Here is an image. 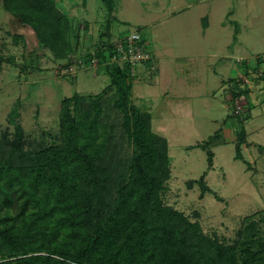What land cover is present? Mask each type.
<instances>
[{
    "label": "rangeland",
    "instance_id": "1",
    "mask_svg": "<svg viewBox=\"0 0 264 264\" xmlns=\"http://www.w3.org/2000/svg\"><path fill=\"white\" fill-rule=\"evenodd\" d=\"M54 1L71 22L73 49L63 59L43 49L33 31L14 21L0 0V142L17 136L9 123L15 109L25 148L59 143L63 100L75 95L98 100L102 94L101 101H108L114 91L108 73L113 66L124 68L110 63V50L104 49L97 57L98 66L91 69L76 66L77 58L86 66L92 51L107 49L119 38L141 29L144 38L151 41L152 37L164 55L159 72L162 82L152 88V93L157 97L156 105L162 99L166 103L151 111L154 129L170 143V176L161 192L162 205L182 213L197 223L205 236L225 245L239 240L263 241L264 88L252 96L249 91L245 93L247 103L252 102L250 109L249 105L244 108L245 99L237 102L244 109L240 115L233 114V107L240 94L234 81L243 75L245 65L251 69L257 66L256 57L264 60V0H113L112 13L101 0ZM204 17L211 31L226 24L223 40L227 46L213 49L200 44ZM236 24L242 43L238 54ZM208 52H216L217 58H208L204 54ZM237 60H243L244 66ZM138 71L142 72L141 68ZM251 79L250 86L258 87L264 82V74L261 81ZM148 86L141 77L132 86L131 103L144 112L147 108L137 101ZM226 104L229 110L223 109ZM226 116L232 129L228 132L223 128L219 139L225 142L215 144L218 137L207 140L221 128L211 125V119L222 121ZM241 127L247 133L248 145L243 160H236ZM203 144L213 152L212 169L208 168L207 151L197 147ZM203 175L208 191L201 197V186L196 182Z\"/></svg>",
    "mask_w": 264,
    "mask_h": 264
},
{
    "label": "trees",
    "instance_id": "2",
    "mask_svg": "<svg viewBox=\"0 0 264 264\" xmlns=\"http://www.w3.org/2000/svg\"><path fill=\"white\" fill-rule=\"evenodd\" d=\"M101 1L112 13L114 1ZM2 8L55 58L73 49L71 22L54 0H2ZM104 49L112 48L96 57ZM108 75V101L63 100L57 144L25 148L15 109L9 115L17 136L0 142V264H264V240L225 245L162 205L168 143L131 103L127 70ZM244 139L241 127L236 160ZM197 147L211 168L213 153ZM196 183L204 196V175Z\"/></svg>",
    "mask_w": 264,
    "mask_h": 264
},
{
    "label": "crops",
    "instance_id": "3",
    "mask_svg": "<svg viewBox=\"0 0 264 264\" xmlns=\"http://www.w3.org/2000/svg\"><path fill=\"white\" fill-rule=\"evenodd\" d=\"M225 18L226 19L230 18V15H226ZM232 18H233V15H232ZM203 19H206L205 20L206 22L203 24L202 29H201L202 30V34H201L200 40H199L200 44L201 45H208V47H212L213 49L217 48V47L222 49V46L223 47L227 46L228 43H226V41L223 40L225 35H226L225 32H224L225 29H226V24L223 22L221 26H218V28H220V29L215 28V29H212V31H211L210 23H209L207 17H204ZM239 33H240V28H238V25L236 24L235 33H234L235 34L234 40H235L236 44L239 45L235 49L237 54L240 53V47L242 46V43H240L241 39H240ZM145 39H146L147 43L149 44V47H150V50H151V53H152V60L148 64H144V65H141V66L137 67L136 74H134V76L132 77L133 83H131V84L133 86V84L135 82H139L140 77L144 78L145 82L150 84V86H148L149 88H147V90L144 89V94H145L144 97L141 98L140 101H137V102L143 103L144 106L147 108V112L151 116V128H152V131L155 134H157L158 136H161V137L166 139V137H164L163 135H161L159 132H157L154 129V127H153V116L154 115L151 112V111H153V109H154V111H156V109H158L161 106V104L165 105V103H166L162 99L160 101V103H159L160 106H159V104L156 105L157 97H156V95H153V93H152V88L156 87L157 84L160 85V82H162L161 78L159 77V72H160V67H161L162 63L164 62V60H163L164 59V55H162L160 53L159 49H156L152 37H151V41H149L146 37H145ZM243 41H244V44L247 43V40H243ZM204 54H207L206 56L208 58H217V56H218V55H216V52H212V53L208 52V53H204ZM232 54L234 55L236 53L234 51H232ZM185 57L188 58V55H185ZM183 58L184 57H181L180 59H183ZM256 63L258 64V67L260 69H264V60L261 57H256ZM139 68H141L142 72L138 71ZM212 73L215 74V72L213 70H211V74ZM212 76H214V75H212ZM212 76H211V81L214 82V77L215 76L213 78H212ZM221 83L223 84V86L225 85L224 81H222ZM263 88H264V82H261V84H259L258 87H252L251 93L249 95L252 96L251 95L252 93H260ZM167 93H168V91L164 92L163 96L161 95V97L163 98L165 95H167ZM131 100H132V91H131ZM225 102L228 103V101H225ZM250 103H252V102L250 101L249 104H248L249 105V107H248L249 109L251 108V105H252ZM212 107H213V104L211 102V111L214 110ZM222 107H223L224 110L225 109L229 110L230 106H228L226 104V105H224ZM155 114L157 115V113H155ZM211 125H220L221 128L219 130H217L213 135H211V137H209L207 140H209V139L212 140L213 138L218 137L217 139H214L215 144L216 143L218 144V142L219 143H224L225 140L224 139L221 140L219 138L223 136V128L226 129V131H228V132H230V130L232 129L231 124L229 123V116H226V118L223 119L222 121L221 120L219 121V120H212L211 119ZM161 129H163V128L160 127V130ZM245 135L247 136L246 132H245ZM166 141L168 143V148L170 150V143H169V141L167 139H166ZM197 143H199V142H197ZM247 145H248V141H247V137H246L245 138V142L241 145V153L242 154L246 150ZM212 167H213V165H212ZM212 167H211V169H212Z\"/></svg>",
    "mask_w": 264,
    "mask_h": 264
},
{
    "label": "built area",
    "instance_id": "4",
    "mask_svg": "<svg viewBox=\"0 0 264 264\" xmlns=\"http://www.w3.org/2000/svg\"><path fill=\"white\" fill-rule=\"evenodd\" d=\"M142 33V30L138 29L137 31L131 33L128 36L119 38L113 46H110V48H112L110 50V63L114 65H119L127 69V72L130 77L134 76L136 72V67L138 65L150 62L152 60V53L150 51L149 44L147 43ZM97 52L98 51L96 49L95 51H92L90 53L86 66H84L85 62H83L80 58H77V60L75 61L76 66L82 67L84 69H91L97 67ZM237 63L241 66H244L243 60H237ZM263 74L264 69H260L258 67V64L253 69H251L247 64L245 65L243 75H239L234 82L237 85L236 87L240 89V92H251L250 89H252L253 87L250 86L252 82L251 76L254 79H258V81H261ZM245 95V93H240L235 99L234 103L236 105L233 107V114L240 115V112L244 110L243 107L237 105V102L242 99H245L244 108L246 109L248 103Z\"/></svg>",
    "mask_w": 264,
    "mask_h": 264
}]
</instances>
